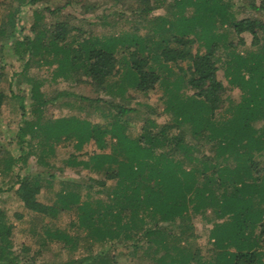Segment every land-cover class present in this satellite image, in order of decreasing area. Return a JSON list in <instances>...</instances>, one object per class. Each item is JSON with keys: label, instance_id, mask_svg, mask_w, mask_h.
Instances as JSON below:
<instances>
[{"label": "rangeland", "instance_id": "obj_1", "mask_svg": "<svg viewBox=\"0 0 264 264\" xmlns=\"http://www.w3.org/2000/svg\"><path fill=\"white\" fill-rule=\"evenodd\" d=\"M223 1L230 4L228 11L234 19L251 16L264 23V12L248 7V0ZM255 1L256 4L260 2ZM150 6L155 8L144 13L141 10L143 5L137 0H39L34 4H29L27 0H0V25L4 24L8 33V17L15 15V36L23 43L29 42L25 38H33L38 30H52L54 24L60 21L72 28L63 43L64 47L78 45L84 38L133 37L140 44L146 45V50L139 54L140 57L147 55L148 65L144 69L152 67L160 75L155 88L147 95L128 87L126 66L129 65L131 48L119 46L115 53L119 74L108 78L106 88L98 90L89 84L81 68L59 71V56L50 48L49 34L28 52L24 44L11 46L12 39H5L6 43L0 49V91L3 95L0 103V221L11 223L13 229L9 237L11 247L0 254V264H73L75 260L91 264V255L103 249L117 256L116 262L112 264H144L142 260L150 264L156 255L162 253L161 249H158L157 254L152 253V247H149L139 250L137 256L124 258L114 248L117 245L113 242L115 240L110 243L83 239L75 248L55 240L42 244L41 229L47 221L51 227L67 230L69 221L76 219L77 210L73 208V212L65 211L49 219L24 208L11 190V187H16L17 176L38 173L49 179L45 180L46 187L41 191V201L44 203H51L56 191L71 187L74 183H80L83 197L88 192L92 198H105L107 190L114 184L113 179L106 181L105 188L94 183V179L100 176L79 162L99 151L92 140L84 143L80 149L74 146V137L68 140L62 137L57 142L45 143L41 132L35 127L31 128V124L38 119L45 122L77 117L91 124L107 125L115 113L111 104H120L135 109L120 120L130 136L137 135L145 118L157 125L173 120V112L166 109L172 91L169 82L176 75H181L179 68L185 69L189 62H168V71L162 65L157 47L159 43L175 45L171 40L175 28L165 31L162 27L166 21L175 20L182 14L186 17L192 15L195 6L184 3L183 7L175 3V0H151ZM215 24L214 32L218 35L215 57L219 58L216 77L225 87L223 102L215 111V117L223 119L231 115V106L241 99L238 87L230 85L223 75L225 60L232 51L246 54L253 50L264 53V37L259 32V42L252 45L250 33L243 32L238 36L229 23L215 20ZM187 36L193 39L190 45L192 53L205 51V39L200 36L199 27L194 26ZM239 37L243 43H238ZM187 76L185 71V78ZM120 85L125 88L124 91H120ZM192 92L193 89L184 83L178 94L187 96ZM261 122L257 121L255 125L260 127ZM19 127L21 132H18ZM190 128L189 123L184 122L174 127L173 131L183 130L189 138ZM105 142L107 145L103 151H113L114 139L106 136ZM212 146V143H204L198 151L191 152L192 156H200L202 151L207 155ZM71 157L77 164L69 165L68 159ZM254 158L261 168V176L254 181L256 174L248 175L245 181L251 182L253 186H246L241 180L225 184L222 181L223 184L219 185L217 182L212 183L210 188L199 187L190 195L196 199L194 204L199 210L190 209L188 214L191 228H181L182 233L172 237L177 240L165 236V244H175V253H181L168 259L163 258L164 264H231L237 251L255 242L260 231L259 225L264 223V149L254 152L252 160ZM213 160L217 164L222 163L221 158L215 154ZM183 163L185 167L199 166L187 159ZM211 171L207 176H217ZM87 184H93L88 191L85 187ZM253 191H256L255 194ZM79 234L83 235L84 231ZM258 248L264 259V242L260 241ZM174 250L169 248V253L174 255ZM122 251L125 252L124 249Z\"/></svg>", "mask_w": 264, "mask_h": 264}, {"label": "trees", "instance_id": "obj_2", "mask_svg": "<svg viewBox=\"0 0 264 264\" xmlns=\"http://www.w3.org/2000/svg\"><path fill=\"white\" fill-rule=\"evenodd\" d=\"M36 1L39 0H27L29 4ZM137 1L143 5L141 10L144 13L155 8L150 6L151 0ZM175 3L183 7L184 3L193 5L195 11L190 16L182 14L175 20L166 21L162 29L169 31L171 27L175 28L171 35L175 45L159 43L157 47V54L162 57V65L166 70L168 62H189L185 69L179 68L181 75H176L169 82L172 91L168 96L166 109L174 114L170 123L157 125L145 118L137 135L130 136L120 120L135 109L111 104L115 113L107 125L91 124L77 117L45 122L38 119L31 124V128L35 127L41 132L45 143L57 142L62 137L64 140L74 137V146L80 149L84 143L92 140L99 151L79 162L100 176L99 179H94V183L103 188L106 187L107 180H114L105 198H92L88 192L83 197L80 183H74L71 187L56 191L51 203H44L41 201V191L46 187L45 180L49 179L41 173L17 176L16 187H11V190L27 210L49 219L56 218L59 213L72 211L73 208L77 210L76 219L69 221L67 230L51 227L47 221L41 229L42 244L55 240L64 246L75 248L83 239L110 243L115 240L113 242L117 245L114 248L124 258L137 256L139 250L152 247V253L157 254L160 249L163 251L150 264H164L163 258L168 259L181 253H175V244L167 245L164 240L165 236L172 238L182 233L181 228H191L188 213L190 209L196 211L199 208L194 204L196 199L190 195L197 188H210L212 183L217 182L219 185L223 184L222 181L224 184L237 180L246 183L248 175L256 174L254 181L261 176V168L255 158L252 160V156L254 152L264 149V53L253 50L246 54L230 52L223 66V75L230 85L238 87L241 99L231 106L229 117L217 119L215 111L222 105L225 87L216 77L219 58L215 57L218 35L215 34L214 27L215 20L227 22L238 36L243 32L250 33L251 44L256 45L259 42L258 33L264 37V23L251 16L234 19L228 11L230 4L223 0H175ZM247 6L264 12V0H260L258 4L255 0H248ZM8 21V33L5 25H0V49L8 38L12 39L11 46L24 44L23 47L28 52L49 34L50 48L59 56V71L81 68L84 76L89 79V84L98 90L106 88L108 78L119 74L115 56L119 46L131 48L129 65L126 66L128 87L147 95L160 80L157 70L152 67L144 69L148 65V58L147 55L140 57L139 54L146 50V45L140 44L133 37L84 38L78 45L64 47L63 43L72 28L60 21L54 24L52 30H38L33 38H25L29 42L23 43L15 36V15H10ZM194 26L199 27L200 36L205 39L206 49L203 53H192L190 50L193 39L187 34ZM238 43H243L241 37ZM229 46L233 47L231 43ZM185 71L188 73L186 78ZM184 83L193 89L192 94H178ZM120 86V91H124L125 88ZM2 96L0 91V103ZM260 120L261 125L257 127L255 123ZM184 122L191 127L189 138L183 130L173 131L174 127ZM18 132H21L20 127ZM106 136L114 139L111 152L103 151L107 145ZM22 139L20 137L21 141ZM204 143L213 144L210 153L206 155L202 151L200 156H192L193 151H198L199 146ZM49 146L52 150L51 145ZM213 154L221 158V164L215 163ZM182 159L199 166L185 167ZM68 163L75 165L77 161L71 157ZM210 171L217 176H207ZM238 175L241 177L237 178ZM248 185L253 186L251 182H247L246 186ZM92 186L93 184H87L86 190H90ZM259 228L255 242L250 247L237 251L231 264H264L258 248L259 242H264V223ZM12 229L11 223L0 221V244H3L0 245V254L11 247L9 237ZM80 231H84V234L80 235ZM141 239L145 242H140ZM172 239L177 240L176 237ZM169 248L174 250V255L169 253ZM89 260L91 264H112L116 262L117 256L103 249L91 255ZM83 262L84 260H75L73 264ZM142 263L146 264L143 260Z\"/></svg>", "mask_w": 264, "mask_h": 264}]
</instances>
